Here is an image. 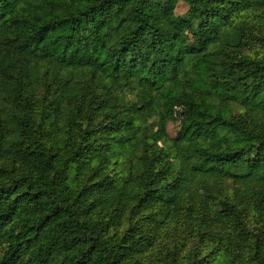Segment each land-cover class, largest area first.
<instances>
[{"label":"trees","instance_id":"16d2710c","mask_svg":"<svg viewBox=\"0 0 264 264\" xmlns=\"http://www.w3.org/2000/svg\"><path fill=\"white\" fill-rule=\"evenodd\" d=\"M227 1L190 0L183 18L162 0H0V160L12 165L0 179V264H140L136 228L110 236L111 217L91 215L119 219L131 202L148 211L158 196L171 208L197 197L204 212L198 190L217 192L224 179L236 201L221 197L218 213L202 220L223 226L216 233L231 264H264V132L207 100L211 89L245 84L243 104L264 125V60L229 56L251 31L227 25L234 6L264 10V0ZM127 89L136 92L130 103ZM176 106L185 142L172 141L173 171L150 141L166 136ZM127 155L125 178L105 172ZM154 161L171 182H152Z\"/></svg>","mask_w":264,"mask_h":264},{"label":"rangeland","instance_id":"374dc122","mask_svg":"<svg viewBox=\"0 0 264 264\" xmlns=\"http://www.w3.org/2000/svg\"><path fill=\"white\" fill-rule=\"evenodd\" d=\"M164 6L169 13L175 16L186 17V14L190 7V0H162ZM228 8H230L229 0L226 2ZM227 25L229 29L234 32L236 29L245 28L247 34L251 31L250 37L245 44L239 47H233L230 49L231 54L234 56L237 54L247 55L254 59L264 60V10L262 9H249L239 3L231 9ZM197 21L192 22V30L185 32L186 40L192 43L194 34L196 33ZM222 25L218 26L221 29ZM48 65L41 67L42 74L48 72L47 76L50 80L54 76V73L47 69ZM195 73V72H194ZM83 73L77 74L78 76ZM76 75V73H75ZM56 76V74H55ZM70 76V75H69ZM247 85L238 84L231 86L230 90L223 89L222 95L211 89L207 94V100L214 102L220 108L231 114L232 117L236 118L241 122L244 127L253 130L256 133L264 132V125L253 123L248 108L243 104L245 100V91ZM42 89H39L35 93L34 103L40 106L42 96ZM135 90L127 89L122 93L123 99L130 103L135 100ZM159 101V100H158ZM161 104V101L158 102ZM181 108L176 106L172 113V116H167L164 120V127L166 136H156L150 142L153 145L154 142L163 150L164 159L169 162H174L175 146L173 140L180 141L184 148V142L180 131L182 116ZM158 115L154 114L149 120L148 124L157 122ZM157 129V126H154ZM194 135L193 137H195ZM198 141L201 144H212L209 137L199 138ZM211 146V145H210ZM217 147L219 144L216 143ZM152 150L149 149V152ZM129 156H125L119 162L113 160L111 164L105 169L111 176L115 175L116 180L125 178L128 172L123 168L127 166L126 161H129ZM132 161L134 159L132 158ZM161 163V161H160ZM176 161L170 167L173 171L177 168ZM11 162L0 160V179H5L9 176V170L11 169ZM166 165V168H168ZM165 168V169H166ZM153 169L155 171V177L152 179L153 183L159 181V183L166 184L171 182L174 178V174H169L165 179L163 171L160 169V165L157 161L153 162ZM91 189V187H89ZM219 191L214 192L213 189H200L199 194L206 200V211L203 212L201 209V203L194 199L184 198L187 203H174L171 208V204H167V196H164L161 200L157 197L158 202L151 206V210L138 212L131 202L130 206L126 207L124 212L120 215L119 219H116L112 213L106 215L103 210H97L91 218L93 222L104 223L108 220L105 230L110 236L118 235L119 237L128 230L131 226L132 229L136 230L139 235L142 245L137 246L135 249V257L140 260V264H231L229 258L225 255L224 251L227 247V243L224 237H221L216 233L220 230V234L224 233L223 226L219 223L215 224V227L207 225L208 221L205 222L204 216L209 214H215L220 210L222 205L220 204L221 197L233 198L234 187L230 179H224L219 182ZM195 202V203H194ZM181 205H185L184 208ZM171 208V209H170ZM178 210V212H177ZM247 213L251 216L255 212L252 208L247 209ZM202 214H204L202 216ZM202 216V217H201ZM210 216V215H209ZM212 216V215H211ZM199 219V220H198ZM212 230V231H211ZM210 231L212 232L210 234ZM217 234V235H216ZM137 235V236H138ZM224 236V235H223ZM228 248V247H227ZM5 250V245L0 247V256Z\"/></svg>","mask_w":264,"mask_h":264}]
</instances>
